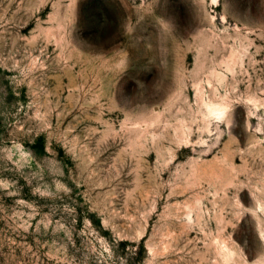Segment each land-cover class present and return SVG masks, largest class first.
Masks as SVG:
<instances>
[{
	"label": "rangeland",
	"instance_id": "rangeland-1",
	"mask_svg": "<svg viewBox=\"0 0 264 264\" xmlns=\"http://www.w3.org/2000/svg\"><path fill=\"white\" fill-rule=\"evenodd\" d=\"M0 264H264V0H0Z\"/></svg>",
	"mask_w": 264,
	"mask_h": 264
}]
</instances>
